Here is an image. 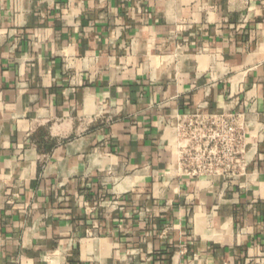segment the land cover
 I'll list each match as a JSON object with an SVG mask.
<instances>
[{
    "label": "crops",
    "instance_id": "0c3cea01",
    "mask_svg": "<svg viewBox=\"0 0 264 264\" xmlns=\"http://www.w3.org/2000/svg\"><path fill=\"white\" fill-rule=\"evenodd\" d=\"M192 113L238 180L179 176ZM0 264H264V0H0Z\"/></svg>",
    "mask_w": 264,
    "mask_h": 264
},
{
    "label": "built area",
    "instance_id": "2783aa9c",
    "mask_svg": "<svg viewBox=\"0 0 264 264\" xmlns=\"http://www.w3.org/2000/svg\"><path fill=\"white\" fill-rule=\"evenodd\" d=\"M248 128L243 114L178 116L172 127V139L167 143L176 157L179 176L197 182L238 180L248 166Z\"/></svg>",
    "mask_w": 264,
    "mask_h": 264
}]
</instances>
